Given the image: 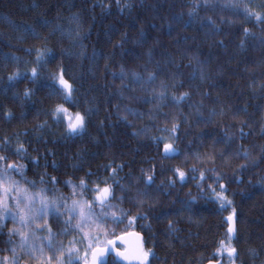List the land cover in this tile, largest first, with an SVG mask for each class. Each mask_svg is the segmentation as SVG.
I'll use <instances>...</instances> for the list:
<instances>
[{
	"label": "trees",
	"instance_id": "obj_1",
	"mask_svg": "<svg viewBox=\"0 0 264 264\" xmlns=\"http://www.w3.org/2000/svg\"><path fill=\"white\" fill-rule=\"evenodd\" d=\"M128 3L133 5L132 9L125 7L121 11ZM223 3L224 0H216L215 7L206 8L203 0H120L119 5L117 0H0V144L4 143L3 138L9 142L0 147V155L8 156L7 162L24 164L25 176L38 186L43 177L48 181L43 187L59 189L69 198V204L72 189L65 181L70 179L78 183L83 178L91 185L98 178L109 177L115 168L119 184L111 179L108 183L113 185L117 197L125 199L112 203L118 205L115 211L124 209L127 218L118 225L106 222L105 228L114 229V234L109 232L101 240L109 241L131 231L142 233L145 251L153 253L149 257L150 264H207L210 261L233 264L226 252L223 256L215 254L219 241L227 242L226 218L232 208H222L214 198H203L212 195L208 185L220 191L218 183L226 186L225 194L237 210L238 231L232 241L238 249L235 264H264V185L260 183L264 179V155L260 153V146L264 145V134L260 132L264 123V87H261L264 84V46L260 43L264 24L254 18L245 19L242 11L222 7ZM244 3L264 14V0H244ZM153 5H156L155 11ZM193 9L196 14L189 17L188 12ZM180 13L184 14L187 24L174 21ZM76 14L78 20L73 19ZM208 17L220 26L219 33L208 32ZM201 19L203 24L197 22ZM222 19L225 23H221ZM229 19L237 23L230 25ZM167 20L174 21L171 29ZM45 21L48 27L42 29V35L48 37L47 47L53 50V55L41 69L35 64V51L29 54L25 49L44 47L45 42L22 29L26 24L43 25ZM140 24L144 25L146 33L142 46L133 43L138 38ZM77 25L81 38H75ZM244 27L256 36L247 38L246 47L240 48ZM53 28L57 29L54 33ZM124 32L128 33L124 48L114 47ZM221 40L223 46L218 43ZM153 45L149 62L146 53ZM196 56L202 64L191 59ZM106 64L109 67L106 68ZM121 65L129 73H140L142 78L141 82H133L129 76L126 83L130 88L124 90V99L118 95L122 82L112 75V72L119 74ZM32 67H37L40 73L35 82L27 76L8 80L18 68L30 73ZM201 67L207 73L206 82L200 79ZM60 68L64 70L65 79L74 85L71 100L61 98L60 86L50 78V73ZM149 72H155L157 78L143 83ZM161 81L168 85L169 96L173 92L176 95L188 92L191 99L179 105L171 99L166 100L161 113L168 115L157 114L153 121L147 113L156 103L151 99L152 90L161 91ZM25 89L33 90L30 98L23 96ZM205 92L209 95L204 96ZM201 99L205 104L202 109L205 117L213 107L219 112L221 105L231 111L216 116L215 123L198 122L190 104ZM57 104H63L70 114L87 113L91 109L82 134L68 135L63 123L54 122L50 113ZM126 105L145 115L133 116L125 111ZM181 113L188 114V123H184ZM232 113L238 115L234 118ZM124 116L127 120L121 118ZM241 121L246 122L243 131L247 135L243 139H240ZM173 123L180 125L179 139L174 143L181 153L188 155L187 161L183 154L164 159L148 138V135L168 136V132H160L157 128H171ZM145 127L150 129L148 135L143 132ZM226 132L234 136L227 145L223 142ZM17 142L23 144L26 152L14 153ZM241 144L257 159L255 166L240 170L241 164L248 163L245 158H231L225 163L219 155L222 151L228 157ZM160 147L162 149L163 145ZM213 149L215 165L207 166L216 167L225 178L217 182L212 173L206 172L208 179L203 182L202 191L196 186L198 173L188 170L193 164L204 170L195 154L204 156ZM173 166L188 173V179L183 184L177 180L174 187H169L168 179H176L170 171ZM153 167L155 183L145 186L144 172ZM89 172L94 175L89 176ZM12 175L21 180L19 175ZM193 175L197 179L193 180ZM52 177L57 181L55 185L50 182ZM21 183L36 190L26 181ZM138 190L152 193L155 202L145 199L144 206L138 207L135 203ZM47 195L52 197L53 192ZM85 197L90 200L91 194L85 193ZM193 197L190 208L184 207L183 202ZM149 203L153 204L151 208ZM138 212H146L148 219H140ZM134 216L137 218L129 223ZM46 219L58 234L65 228L63 216L49 215ZM169 221L176 226L174 235L170 233ZM39 223L43 225L44 221ZM13 227L20 225H14L9 219L0 229V257L12 255L7 233ZM38 235L46 236L47 233L39 232ZM74 238L79 239V234L69 231L67 235L59 234L57 241L68 247ZM12 239L19 241L18 236ZM47 254L52 255L51 250ZM21 256V264H38L29 255L21 253ZM108 264L124 263L111 257Z\"/></svg>",
	"mask_w": 264,
	"mask_h": 264
},
{
	"label": "snow or ice",
	"instance_id": "obj_2",
	"mask_svg": "<svg viewBox=\"0 0 264 264\" xmlns=\"http://www.w3.org/2000/svg\"><path fill=\"white\" fill-rule=\"evenodd\" d=\"M117 4H120V0H117ZM204 7L211 8L215 7L216 0H203ZM225 8H231L234 11H242L245 19L254 18L260 24H264V14L260 12H256L251 9L247 3H244V0H224V3L221 5ZM101 7H104L101 5ZM132 9L133 5L131 3L125 4L121 7V11L124 8ZM198 8L199 5H196ZM153 11L156 10V5L152 6ZM195 9L190 10L188 12V16H194ZM183 13L178 14L174 21L176 23H185L186 21L183 19ZM78 14L74 15L73 19L78 20ZM155 20V17L153 18ZM173 20H167V24L169 29L173 27ZM198 23L203 24L204 20L201 19L197 21ZM207 23L209 25L208 32L212 34H217L221 31L220 26L213 20L211 17L207 18ZM221 23H225L222 19ZM228 24H235L237 21L229 19L227 21ZM155 27V23L152 24ZM44 27H48L47 21L44 22L43 25H35V24H26L23 26L22 31L31 34L35 38L41 39L45 42L44 47L40 48H27L29 54L35 51V64L39 65L40 68H44L48 64V59L53 55V50L47 47L48 37L42 35V29ZM58 27V26H57ZM57 29L53 28L52 33H54ZM244 39H241L239 47H246V40L249 37H255L256 34L251 32L249 28L244 27L242 29ZM145 27L143 24L139 25L138 28V38L133 41V43L137 45H143L146 40ZM75 38H81V32L79 30V25H77V30L75 31ZM128 40V33L124 32L121 34V41L114 45V47L123 49L125 42ZM158 43V41H157ZM220 45L223 46V41H218ZM260 43L264 46V35L260 38ZM155 45L150 47L146 53L149 58V62L151 61L153 55V48ZM13 59H18L14 57ZM197 64H202L199 57H192ZM105 67H109V65H105ZM114 78H119L122 82L121 88L118 90V95L124 99L126 98L124 95V90L130 88V84L126 83L128 81L129 76L133 82H141L142 78L140 73L136 71H125L123 65L120 67V72L117 74L116 72H112ZM24 76H27L30 80L35 82L36 79L39 78L40 73L38 72L37 67H32L30 69V73L27 70L25 72H21L18 68L16 72L11 74L8 77L9 81H16ZM50 78L57 83L60 88L58 90L60 96L64 100H71L73 97V93L75 91L74 85L65 79L64 70L60 68L56 73H50ZM155 72H149L146 80L143 83H151L156 79ZM200 79L202 82H206L208 77L204 68L201 67V75ZM175 86V82L173 83ZM168 85L161 81V91L156 92L155 89L152 90L151 99L155 101V105L152 110H150L147 115L150 120L155 121L157 114L168 115L167 113H161V108L164 102L168 99H171L174 103L179 105L182 101L186 99H191L190 94L188 92H184L180 95H176L174 92L169 96L167 93ZM264 87V84L261 85ZM33 94L32 89H25L23 96L25 98H30ZM204 96H208L209 93L205 92ZM218 99V98H217ZM205 107L203 99L199 102H194L190 104V109H192V113L198 118V122H203L205 124L215 123V117L220 115L223 116L227 114V112L231 111L229 109H225L223 105H221L220 111L217 112L216 108L213 107L210 109V114L208 117H205L202 109ZM119 111V108H118ZM126 112H131L133 116L142 117L145 115L144 113L138 112L136 109H133L129 106H125ZM91 113V109L88 110L87 113H69V109H67L63 104H57L54 109L51 111L50 115L53 117L54 122L63 123L65 125V131L68 135L74 134H82L87 127L89 115ZM9 117L11 113L7 114ZM184 118V123H188V114L181 113ZM235 118L237 113H232ZM124 120H127V116L121 117ZM174 121L176 117L172 118ZM246 122L241 121V130H240V139H243L247 134L243 131V125ZM45 125H41L44 127ZM250 126V125H249ZM180 125L178 123H173L171 128L165 126L163 128H157L160 132H168V136H151L148 135L150 129L145 127L143 132L145 135H148V138L155 146L156 150L160 152L164 159H169L172 156L183 154L185 157V161L189 159L187 154L181 153L178 144L174 143L179 139L177 136V131ZM261 134H264V123L260 126ZM141 133H134V135H140ZM234 139L233 135L225 133L224 143L230 144ZM173 142H167V141ZM4 143L0 144V147H4L8 145V141L6 138H3ZM15 148L14 153L20 154L26 152L23 144H19ZM216 141L213 140V145H215ZM161 144L163 145L161 149ZM260 153L264 155V145L260 146ZM215 149L213 152L206 153L204 156H201L200 153L195 154V159L204 166V170H201L200 167H197L196 164H193L191 168H189V172L196 174L198 173L199 182L197 183V187L203 191V182H205L208 177L206 176V172L212 173L215 177V180L219 182L225 177L221 175L216 167H208L207 165H215L214 159ZM219 155L224 158L225 163L228 162L231 158H245L248 163L241 164L239 166L240 170L244 168L255 166L257 163V159L251 156V152L245 148L242 144L238 146L234 151L230 153L228 157H225L224 152H220ZM9 160L8 156L0 155V229L5 227V222L9 219L13 222V224H18L20 227H13L8 230V243L11 245L9 249L12 253L11 256H3L0 257V264H21L22 256L21 253L29 255L38 261V264H66L65 262V254L67 255V264H81V260L83 264H104V256L111 250V246L113 245V241L101 240V237H106L109 232L114 234V229H106L105 223L111 221L114 224L123 223V220L127 218V213L124 209H119V212L115 211L118 208L117 204L112 203L114 200L123 201L125 197L120 196L117 197L114 194L113 185L108 183V180L111 179L114 183L119 184V180L117 178V170L113 168L109 177L98 178L97 181H93L92 184H88L85 179L80 178L78 183H73L72 180H67L65 183L72 189L71 203H68L67 197H65L62 193H60L59 189L45 188L43 185L48 183L45 181L43 177H41L40 185L33 180H28L25 176V168L24 164H17L15 162H7ZM110 167V166H109ZM122 167V166H121ZM163 164H161V168L163 169ZM170 171L173 172L176 179L169 178L168 186L174 187L177 180L181 184L185 183L188 179V173L181 170L179 167L173 166ZM144 172V170H142ZM13 173L19 175L21 180H17L12 175ZM155 167L144 172V184L145 186H150L155 183L154 180ZM89 176L94 175L89 172ZM193 180L197 179L196 175L191 177ZM26 181L27 184L32 186V189H36L35 191L30 190L28 187L24 186L21 181ZM51 184L55 185L57 183L55 177L51 178ZM262 185H264V179L260 181ZM103 185V186H102ZM220 191H216V188L212 185H208L209 191L211 192V197H203L205 199L214 198L220 206L223 207H231V214L226 218L228 222L227 227V242L225 240L219 241V247L216 249V255L223 256L226 252L228 259L235 264V260L238 258V249L233 244V238L236 236L238 227H237V210L233 206V202L228 199L225 194L228 189L222 183H218ZM122 190L127 191V189L120 185ZM51 191L53 192V196L49 197L47 193ZM85 193L91 194V199H87L85 197ZM79 197V199H77ZM145 199H152L155 202L153 194L148 192L147 190L137 191V195L135 198V203L138 207H143L145 204ZM192 200L184 201V207L190 208ZM153 206L152 203L148 204V207L151 208ZM99 209V211H97ZM49 215H54L56 217H64L63 223L65 228L61 233L63 235H67L69 231L76 232L79 234V241L75 238L69 242L68 247H64L62 243L57 241L58 233L54 232L51 226L47 223V217ZM137 216L140 219H148V214L146 212H138ZM137 217L134 216L131 218L129 223L135 220ZM44 221V224L41 225L39 222ZM75 221V223H74ZM150 227V225H149ZM169 230L171 234H175L176 226L172 221H169ZM39 232H46V236L38 235ZM13 236H18L19 241H14L12 239ZM86 245V250L83 253V257L80 256V248L76 247V244ZM107 246H102V245ZM51 250L52 255H48L47 251ZM89 253H91V260L89 261ZM152 251H141L138 255L134 257V259L138 262V264H148L149 257L152 256ZM123 255V254H118ZM211 264V261H210ZM219 264V261H217Z\"/></svg>",
	"mask_w": 264,
	"mask_h": 264
},
{
	"label": "water",
	"instance_id": "obj_3",
	"mask_svg": "<svg viewBox=\"0 0 264 264\" xmlns=\"http://www.w3.org/2000/svg\"><path fill=\"white\" fill-rule=\"evenodd\" d=\"M237 235V234H236ZM236 236L233 238L235 239ZM113 241L111 250L104 256V264H108L111 257L122 261L124 264H138L134 259L141 251H145L144 248V235L137 231L127 232L109 240ZM103 246H107L106 244ZM123 254V255H118ZM91 260V253L89 255V261ZM148 264H150V259ZM207 264H210L208 262ZM211 264H217V261H211ZM222 264V261H219Z\"/></svg>",
	"mask_w": 264,
	"mask_h": 264
},
{
	"label": "rangeland",
	"instance_id": "obj_4",
	"mask_svg": "<svg viewBox=\"0 0 264 264\" xmlns=\"http://www.w3.org/2000/svg\"><path fill=\"white\" fill-rule=\"evenodd\" d=\"M80 239V238H79ZM79 239H76L77 241H79ZM76 247H78V248H80V256L81 257H83V253H84V251L86 250V245H82V244H79V243H77L76 244ZM89 255H90V253H89ZM65 260H66V262H67V255L65 254Z\"/></svg>",
	"mask_w": 264,
	"mask_h": 264
}]
</instances>
